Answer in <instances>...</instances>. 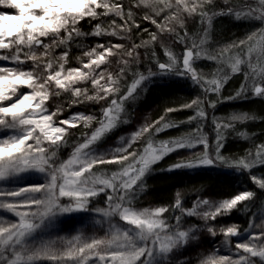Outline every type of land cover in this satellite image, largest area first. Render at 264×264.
Segmentation results:
<instances>
[{
	"label": "snow or ice",
	"instance_id": "snow-or-ice-1",
	"mask_svg": "<svg viewBox=\"0 0 264 264\" xmlns=\"http://www.w3.org/2000/svg\"><path fill=\"white\" fill-rule=\"evenodd\" d=\"M225 8L214 9L215 0H139L127 10L121 0H0V7L14 9V13L0 11V61H11L15 67L0 66V127L3 129L22 130V135H10L0 139V180L27 170L46 172L49 182L40 186H28L22 189L7 191L0 189V208L7 209L18 217V222H10L7 226L0 225V264H37V261L47 260L50 264H89L90 254L97 257L94 264H148V257L160 253L165 258L185 243L196 239L190 235L195 230L193 225L181 228V216L176 215L175 225L166 218L169 207L136 208L134 201L137 190H145V175L151 171V166L160 161L165 155L182 148L194 149L202 146V152H194L192 157L180 161L170 168H191L197 166L225 165L237 170H249L254 166L264 165V143L255 145V151L249 150L247 155L238 159H229L222 154L225 143V130L234 126L235 122L256 119L247 113L233 114L227 122L212 116L215 140L209 142L203 127L209 119L208 108L213 109L220 102V90L229 78L223 65L231 69L232 74H242L243 82L235 95L224 99L239 98L251 93L254 97L264 98V27L250 33L245 39L232 41L209 50L205 45L211 21L218 15L231 13L235 18H254L264 25V0H244L240 6H233L232 0H223ZM145 11L142 19L155 25L158 32L149 33L150 40L132 43L125 47L122 43L97 44L83 56L87 62L78 57L81 67L66 68L69 52L64 51L55 56L56 48L68 45L74 37L117 36L126 37L124 32H131L135 27L140 29L133 9ZM211 6V7H210ZM199 15L203 28V36L198 37L188 46L189 33L185 30L181 35L177 26L183 28L185 18ZM115 16L111 21L112 29H102L97 23L91 33H84L78 25L85 18L99 20L101 17ZM162 16V20L158 19ZM147 32V29H144ZM164 32L177 37V42L185 45V51L180 59L173 52L165 49L167 62H161L153 51V61L158 68L186 76L191 75L193 84L198 85L203 95L198 96L179 108L165 109V115L149 123L147 120L139 129L131 134L125 144L110 153L99 156H88L87 152L107 132L122 121L125 103L134 100L138 86L146 76L142 73L131 72L129 64L140 62L137 49L158 40V33ZM50 43H45L44 39ZM37 48H42L38 52ZM26 49V50H25ZM116 57V63L121 65L113 74L106 65ZM201 57L218 64L217 70L209 78L193 67L195 60ZM31 61L32 67L25 70L22 65ZM58 64V67L56 66ZM132 79L129 83L128 77ZM149 71L147 76H151ZM92 92L87 87L78 84L89 83ZM30 89L21 93L20 88ZM62 92H70L74 98L70 105L77 103L106 101L107 106L100 109L101 115L75 114L68 119L59 121L61 126H54L55 119L62 115L63 105L57 103L54 110L49 111L46 104L51 98H59ZM211 94L217 100L209 99ZM15 97V99H13ZM9 101L7 105L3 102ZM205 105L207 107H205ZM183 109H193L194 116L186 121H172L168 114ZM10 118V119H8ZM77 121H83V126L89 128L95 121L91 134L84 133L82 140H77L67 160H58L57 151L67 145V130L64 126L76 127ZM197 126L190 132L169 140L157 141L155 135L165 129L174 128L180 124ZM146 144L134 148L141 138ZM50 142L49 147L42 142ZM109 156L111 158H109ZM116 164L118 170L109 176L100 172L98 166ZM254 184L264 190V177L251 176ZM110 189V193H106ZM106 193L107 208H97L96 211L104 217H119L130 227L121 228L110 225L106 238L73 236L68 239L59 238L38 247H23V241L40 223L56 213H70L85 210L90 197ZM254 193L246 191L218 202L209 199H198L191 208L181 206L180 194L177 193L173 212L179 209L181 214L198 216L205 222L215 220L236 209L238 205L249 201ZM11 198V202H5ZM67 198V203H61ZM24 209V210H21ZM251 228L259 229L251 232L246 242L235 244L233 256H209L200 264H255L253 258H259L264 264V221L254 224L249 221ZM213 236L217 234L213 227H207ZM248 231V229H245ZM224 244L229 245L228 239L238 234L239 226L233 224L226 229L221 227ZM185 258L176 264H187Z\"/></svg>",
	"mask_w": 264,
	"mask_h": 264
},
{
	"label": "trees",
	"instance_id": "trees-1",
	"mask_svg": "<svg viewBox=\"0 0 264 264\" xmlns=\"http://www.w3.org/2000/svg\"><path fill=\"white\" fill-rule=\"evenodd\" d=\"M127 10L133 3H138L139 0H121ZM174 3V0H172ZM242 0H232L233 6H240L243 4ZM211 7V6H210ZM223 0H215L214 9L219 10L225 8ZM135 13L136 21L140 24V29L133 27L131 32L126 35L129 38V42L123 43L125 47H130L132 43L140 44L141 41L150 40L149 33L158 32L155 25L149 21L143 20L142 17L145 11L141 6L140 9H133ZM158 19L162 20V16ZM120 21L119 19H117ZM110 20L107 17H101L99 20H92L91 18H85L80 22L78 27L84 33H91L95 24L108 23ZM208 27L206 23L201 22L199 15L185 18V25L183 28L177 26V31L183 35L185 30L189 33L188 46L190 47L192 42L195 41L199 44L198 37L203 36V28ZM264 27L261 22L254 18H235L231 13L218 15L211 21V27L208 31V40L206 47L209 50H215L219 46H223L231 43L232 41H238L245 39L253 31ZM144 29L148 31L145 32ZM44 39L45 43H50L49 39ZM117 43L112 36H93L84 35L74 37L70 45L61 46L55 49L54 55L57 56L64 51L69 52L68 63L66 68L81 67L80 62L77 60L80 57L83 62H87L88 58L83 56L85 51H90L95 48L97 44H109ZM173 52L181 63L183 53L185 51V45L177 42L175 35H170L167 32L162 34L158 33V40L137 49L140 53V62L137 64L135 61H131L129 68L131 72L142 73L146 78L138 86L137 92L134 94L135 99L129 100L125 103V112L122 114V121H131L135 113L142 112L147 108L153 109V115L155 120L158 119L163 111L169 107L179 108L185 103L191 102L198 96H202V90L198 85L193 84L191 75L186 76L174 74L172 72H165L158 68V65L153 61L152 53L156 54L161 62H167L168 57L165 55V49ZM113 66L112 68L116 72L119 70L120 65L116 63V57L109 58ZM193 67L198 72L204 73L211 78L210 74L216 72L218 64L216 61H211L201 57L193 63ZM224 71L229 73V78L223 82V86L220 90V102L215 105L213 109L208 108L209 119L204 123L203 130L207 134L209 142L215 140L214 126L211 120L212 116L215 117H227L237 113H247L250 116L256 117V119H250L243 122H236L230 129L225 130V143L222 148V154L231 159H238L247 155L248 151L255 150V145L264 143V98L252 97L248 93L245 96L232 99H224L235 95V92L239 89L240 84L243 82L244 77L242 74H232L231 69L225 64L223 65ZM151 71L152 75L147 76V73ZM131 75L128 77L129 83L131 82ZM89 89V93L92 92V86L90 84L86 86ZM74 99L70 92H62L59 98H51L46 102L49 111L54 110L57 103L63 105L64 111L62 115L57 118H64L72 112H84L99 114L104 101L100 103L95 102H83L70 105V101ZM211 100H217L215 94L209 96ZM205 107H207L205 105ZM193 109H183L180 111L172 112L168 114V118L172 121H186L189 117L194 116ZM124 123H119L112 132L108 133L104 139L114 138L119 129L123 127ZM197 126L194 121L191 124H180L177 127L165 129L157 133L154 137L157 141H165L173 138L180 137ZM67 135L68 143L66 146L61 147L57 151L58 160H67L73 150V145L79 139L82 140L83 134H89L90 131H85L83 126L77 125L76 127L69 128ZM143 140V139H142ZM145 143V142H144ZM143 141L140 143L144 145ZM50 145V144H49ZM176 164L172 154L165 155L160 161L151 166L145 177L144 185L145 190H137L134 206H145L148 204L154 206L169 207L170 211L165 214L166 218H171L170 222L176 223L175 215H178L176 210L173 212L172 206L175 204L177 193L180 194V200L182 207H188L189 203L198 197H206L215 200H223L231 198L236 194L246 191L253 192L255 195L249 201L243 202L230 213L218 216L215 220H212L211 227L217 232L215 236L210 233V236L206 232L201 230L199 235V243L195 248L188 252H184L181 258L188 260L187 264H192L196 256H207V254H214L215 251L224 253V247H228L231 256L234 254L235 244L238 242H246L251 232H258L259 229L251 228L249 221L252 220L254 224L260 221H264V190L259 189L256 184L253 183L251 176L264 177V165L254 166L249 170L240 169L235 167H228L225 165H212V166H197L190 169L177 168L172 171H168L172 165ZM100 172L107 173L109 176L113 171L118 170V165L107 164L98 166ZM110 189H106V193H110ZM106 193H99L95 197L89 198V203L86 205L85 210H96L97 208H107ZM81 210L77 211L80 213ZM68 213H64V216L59 217V226L57 229L46 230L41 233V237L33 242L29 243L26 248L38 247L49 241H58L59 238L65 237L69 227L77 225L74 218L67 216ZM181 222L193 223L195 218L191 216H185L180 213ZM56 221V223L58 222ZM61 221V222H60ZM9 222H18V218H13ZM258 223V224H259ZM236 224L239 226V232L233 237H229V245L224 244L225 237L220 228H227ZM7 226V225H6ZM248 229V231H245ZM108 232L99 225L84 224L83 227L78 228L77 235L82 237H97L106 238ZM24 247V246H23ZM180 258V259H181ZM97 257L90 254L89 264H94L97 261ZM255 264H262L259 258H253ZM164 264H170L167 260ZM37 264H50L47 260L37 261ZM161 264V263H160Z\"/></svg>",
	"mask_w": 264,
	"mask_h": 264
},
{
	"label": "rangeland",
	"instance_id": "rangeland-1",
	"mask_svg": "<svg viewBox=\"0 0 264 264\" xmlns=\"http://www.w3.org/2000/svg\"><path fill=\"white\" fill-rule=\"evenodd\" d=\"M242 1H244V0H242ZM249 2L250 3L254 2V0H249ZM0 11L10 12V13L15 12L14 9H7V8H2V7H0ZM107 19L110 20L108 23H106L105 25H104V23H102L103 24L102 29L107 30V31H111V29H112L111 21L113 19H115L118 24L122 23L121 21H118L117 19H119V18H117L115 16H108ZM127 34H128L127 31L122 33V35H124L126 37L125 39H120L117 36H112V37L117 43L123 44V43L129 42V38L126 36ZM103 36H105V35H102V37ZM37 51L42 52L43 49L37 48ZM59 55H57V56H59ZM0 66L15 67V64H13L11 61H0ZM56 66L58 67V64ZM22 67L25 70H28L32 67V62L31 61L26 62L24 65H22ZM105 67H108L109 71H112L113 74L116 73V68L114 70L112 68L113 66L111 64L106 65ZM87 84L89 85L90 82ZM87 84L81 83V84H78L77 86L81 87L83 85L86 86ZM90 86H91V84H90ZM19 91L21 93H26V92H29L30 89L22 87V88H20ZM249 95L253 97V95L251 93ZM13 99H15V97ZM104 102L105 103H103V106H107V102L106 101H104ZM3 103L5 105H7L10 102L5 101ZM78 113H84V112H79V111L72 112L69 115H67L66 117H64L63 119H68L69 117H71L75 114H78ZM84 114L85 115H95L97 117H100L101 112H99L98 115H96L95 113H84ZM163 115H165V111H163L161 116H163ZM232 115L227 116V117H217V118H219L221 121L227 122L228 118L231 117ZM154 118H155V116L153 115V109L152 108H147V109L143 110L142 112L137 111L131 121L123 122L124 123L123 127H121L119 129L117 135L114 138L104 139L105 136L108 133L112 132V130H114V128H116V126L119 123L113 129H111L109 132H107L102 138H100L94 145H92L90 147V150L87 152V155L93 156V157L99 156V155H104L106 153H110L112 150H115V149L123 146L125 144V142L128 140V138L131 137V134L135 133L139 129V127L145 123L146 120L149 123H151V122L159 119L158 118L155 120ZM8 119H10V118H8ZM63 119L62 118H60V119L56 118L55 122H54V126H61L59 124V121L63 120ZM76 124L83 126V121H77ZM97 126H98L97 123L95 121H93L89 128H85L84 126H83V128L85 131L89 130L90 131L89 135H90L91 131ZM64 127L66 128L67 132H68L69 128H72L70 126H64ZM10 135L20 136V135H22V130L19 128L3 129L2 127H0V139L7 138ZM142 141H143V143L145 142L144 144H146V142H147L146 139L142 137L140 141H137L134 144V148H141L140 143H142ZM49 144H50V142H47V141L42 142V146H44L46 148L50 146ZM142 146H143V144H142ZM202 151H203V147L197 146L194 149H187V148L178 149V150H175L169 154H172L175 162L178 163L182 160L186 162L187 160H189L192 157V154L194 152H202ZM109 158H111V157L109 156ZM191 168H193V167H191ZM186 169H190V168H186ZM48 182H49V176L47 175L46 172H41V171L32 169V170H27V171H24V172L16 174V175H12L5 180H0V189L7 190V191H14V190L22 189V188H25L28 186L44 185ZM198 199H209L210 201H214V202L221 201V200H215V199L200 196L197 199H194L193 201H191L189 203L188 207H186V208L184 207V208L185 209L191 208L193 206V204ZM5 202H11V198H9L8 200H5ZM61 203L62 204L67 203V198L63 199L61 201ZM134 207H136V208H145V207L154 208L157 206L148 204L145 206L138 205V206H134ZM21 210H24V209H21ZM176 211L180 212L179 209H176ZM178 215H180V213H178ZM61 216H64V213H56L52 216H49L45 220H43L40 223L39 227L36 230H34L29 236L26 237V239L23 241L22 246L27 247V246H29V243L33 242L34 240H36V239L39 240V238L42 236L41 233L43 231L46 232V230H48V229H51L50 231H52V229L53 230L57 229L59 226L58 220H59V217H61ZM67 216H69L71 219L74 218L77 222V225L69 227L67 232H65L66 238H68V239L72 238L73 236H76L78 233V228H80V226L83 227L84 224L85 225L86 224H91V225L95 224L96 226L99 225L100 227L104 228L105 231L108 233H109L110 225H117V226H120L121 228L130 227L125 222L120 221L119 217H117V216L104 217L101 213H98L96 210H92V211L81 210L80 213H77V211H73V212L68 213ZM185 216H187V215H185ZM12 217L18 218L15 216L14 213L8 212L7 209L0 208V225L6 226L8 223H10L9 221L12 220ZM193 218H195V221L193 223L181 222L180 226L182 229H186L188 227L195 225L196 228H195V230L190 231V235H195L196 239L190 240L187 243H185L183 247H179L176 250L172 251L167 258H165L160 253L154 252L151 257L147 258L148 264H160V263L164 264L163 262H166L167 260H169L171 262L170 264H176V262L184 260V258H181V256L183 255L184 252H188L190 250V248L191 249L195 248V246L199 243V235H200V232L202 229H204L202 231L206 232V234H208L210 236V233L207 231V227H211L212 220H209L207 222V226H206L205 222L202 219H200L198 216H193ZM56 221H58V222L56 223ZM261 222L262 221H260V223ZM173 225H175V223H173ZM224 250H225L224 253H222V252L220 253L219 251L218 252L215 251L214 254H207V256H204V257L203 256H196L194 259L195 262H193L192 264H200V262L202 260H205L209 256H213V255H215V256H219V255L227 256L230 249L228 251V247H226V249L224 247ZM231 256H233V258H235L234 254H232Z\"/></svg>",
	"mask_w": 264,
	"mask_h": 264
}]
</instances>
